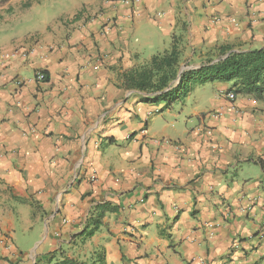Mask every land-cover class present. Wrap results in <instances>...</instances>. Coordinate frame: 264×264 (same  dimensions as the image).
<instances>
[{
    "label": "crops",
    "instance_id": "crops-1",
    "mask_svg": "<svg viewBox=\"0 0 264 264\" xmlns=\"http://www.w3.org/2000/svg\"><path fill=\"white\" fill-rule=\"evenodd\" d=\"M29 1L0 0V264H264V100L213 82L177 111L121 80L162 38L179 73L264 48V0H70L39 24ZM98 204L116 212L71 243Z\"/></svg>",
    "mask_w": 264,
    "mask_h": 264
},
{
    "label": "trees",
    "instance_id": "trees-1",
    "mask_svg": "<svg viewBox=\"0 0 264 264\" xmlns=\"http://www.w3.org/2000/svg\"><path fill=\"white\" fill-rule=\"evenodd\" d=\"M181 53L180 37L172 36L168 50L152 56L146 64L122 74L123 87L144 94V103L151 105L162 102L170 105L185 97L192 85L213 82L230 83L235 96L264 100V48L235 51L230 46L219 45L201 55L202 62L197 70L184 71L179 75ZM47 80L45 75V82ZM114 212L116 209L108 204H98L91 208L82 230L71 237V243H82L91 238L101 227L104 216ZM51 263L105 264L102 251L94 252L89 262H81L68 257L62 248L55 251L45 263L36 264Z\"/></svg>",
    "mask_w": 264,
    "mask_h": 264
},
{
    "label": "rangeland",
    "instance_id": "rangeland-1",
    "mask_svg": "<svg viewBox=\"0 0 264 264\" xmlns=\"http://www.w3.org/2000/svg\"><path fill=\"white\" fill-rule=\"evenodd\" d=\"M35 1H40L38 4L41 3L40 6H43V7L39 8L41 10L40 13H42V14L45 13L47 15L43 16L42 14H38L34 10H32L31 12H28V14H31L32 18H34V23L35 22H37V23L39 22L40 23L44 18H46L48 16H49L48 18H50L56 12H63L65 10H67L69 8V6H70V4H69L70 0H47V6L44 4L45 0H34V2ZM29 2H31V0ZM27 4H29V3H27ZM29 6L30 5H25L26 8L29 7ZM44 8L46 9L47 12L43 11ZM13 21H15V20H13ZM10 22H12V21H10ZM160 44L165 46V49L168 50L169 44H170V39L169 38H162L161 41H160ZM145 54H148L147 50L142 51V55L144 56ZM4 57H7V55H5ZM183 101H184V99H181L179 102H176L174 104V106H173L174 109L179 111L180 105H181V103ZM162 105L164 106V103H162ZM175 105H178V108H175L176 107Z\"/></svg>",
    "mask_w": 264,
    "mask_h": 264
},
{
    "label": "built area",
    "instance_id": "built-area-1",
    "mask_svg": "<svg viewBox=\"0 0 264 264\" xmlns=\"http://www.w3.org/2000/svg\"><path fill=\"white\" fill-rule=\"evenodd\" d=\"M136 2V1H135ZM35 79H36V81L37 82H40V83H42V82H44L45 81V75H44V73H42V72H37L36 74H35ZM225 98L228 100V101H233L234 99H235V95L233 94V93H227L226 95H225ZM216 116V115H215ZM217 116H218V114H217ZM159 142V141H158ZM164 143H169V141H164Z\"/></svg>",
    "mask_w": 264,
    "mask_h": 264
},
{
    "label": "water",
    "instance_id": "water-1",
    "mask_svg": "<svg viewBox=\"0 0 264 264\" xmlns=\"http://www.w3.org/2000/svg\"><path fill=\"white\" fill-rule=\"evenodd\" d=\"M181 74V72L179 73V75ZM178 78H179V76H178Z\"/></svg>",
    "mask_w": 264,
    "mask_h": 264
}]
</instances>
